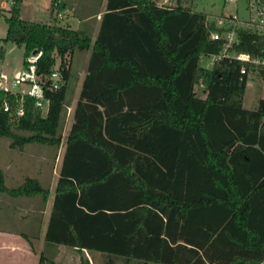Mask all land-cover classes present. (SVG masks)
Wrapping results in <instances>:
<instances>
[{
    "label": "trees",
    "instance_id": "16d2710c",
    "mask_svg": "<svg viewBox=\"0 0 264 264\" xmlns=\"http://www.w3.org/2000/svg\"><path fill=\"white\" fill-rule=\"evenodd\" d=\"M100 1L93 38L23 19L22 0L5 15L3 41L22 46L23 65L40 52L48 101L44 113L0 82V136L10 147L60 145L78 79L72 56L90 50L38 264H63L54 259L60 244L79 253L74 264H91L84 250L98 264H264V98L243 107L249 64L223 56L200 64L220 52L210 34L222 28L192 0ZM238 36L234 50L264 55L263 35ZM0 191L48 193L28 176L9 188L1 172Z\"/></svg>",
    "mask_w": 264,
    "mask_h": 264
},
{
    "label": "rangeland",
    "instance_id": "374dc122",
    "mask_svg": "<svg viewBox=\"0 0 264 264\" xmlns=\"http://www.w3.org/2000/svg\"><path fill=\"white\" fill-rule=\"evenodd\" d=\"M51 1L22 0L20 16L29 21L57 23L61 25L69 24L72 28H78L76 21L72 19V12L62 6V0H59V4H57L58 0L54 1V5H57L54 10L50 8ZM157 2L169 3L173 2V0H157ZM246 2L247 0H192V7L209 14L238 13L244 16ZM101 5H103V2L100 0H76L77 10H75V14L78 15V11L82 13L86 8H91L92 10L99 8L98 11L100 12V9H102ZM95 12L96 10L93 11V17L86 21L89 24L85 28L92 35V38L95 35L97 26L93 22L90 23V21L96 20ZM62 13L65 14V17L61 16L63 15ZM5 15H7V11L0 12V47L4 46L5 48L4 57L0 59V82L3 87L10 88V84L17 71L23 69V48L10 41L4 43L3 37L7 32ZM97 16H100V14H97ZM211 59L212 56H202L200 64L209 66L211 65ZM2 78L5 79L4 84L2 83ZM260 98H264V79H258L249 75L242 98L243 107L252 109L257 107ZM70 120L71 115H68L67 109L64 116L62 133L66 131V125ZM63 137L65 138V136ZM9 141L8 137L0 136V172L5 176V180H9L7 184L15 187L22 183L27 176H32L37 178L43 186L49 187L50 176L53 173L51 172V153L53 152L54 154L57 148L40 143H27L22 147H10ZM45 166L46 171H39V168L45 169ZM58 170L59 168L57 167L55 171L58 172ZM9 173H13L14 177L10 178ZM56 175L54 174L53 180H55ZM83 254L90 260L91 264L99 263L98 253L84 250ZM79 257V253L74 249L63 245L60 246L54 259L63 264H74L79 260Z\"/></svg>",
    "mask_w": 264,
    "mask_h": 264
},
{
    "label": "crops",
    "instance_id": "0c3cea01",
    "mask_svg": "<svg viewBox=\"0 0 264 264\" xmlns=\"http://www.w3.org/2000/svg\"><path fill=\"white\" fill-rule=\"evenodd\" d=\"M62 6L72 12V19L76 21L78 28L82 29H85L89 24V22L86 21L93 17V11L96 10V20L90 21V23L93 22L97 26L95 30L96 35L100 18L97 14H101L103 11L104 2L103 5L100 6L102 7L100 12L98 11L99 8H96L95 10L86 8L82 13L78 11V15L75 14V10H77L76 0H62ZM64 15L65 14L61 16L65 17ZM89 58L90 50L81 52L76 56L74 55V58L72 56V60H74L75 63V71L78 72V79L71 94V100L67 105L68 115H71V120L66 125V131L62 133V141L60 145L58 147L55 146L57 150L54 154L53 152L51 153V172L55 175L57 174L55 180H53L54 174L51 173L48 185L49 187H46L43 186L37 178L33 177L37 179L40 185L48 190L47 197H43L39 193L30 195H11L5 191H0V264H38L41 253H43L46 249L45 233L53 207L57 185L56 178L59 176V170L65 149L66 136L73 120L74 107L78 100ZM22 67H24V65ZM20 70L21 69H19V71ZM255 78L261 79L256 76ZM4 82L5 80L2 78V83L4 84ZM63 136H65V138ZM57 167L59 168L58 172L55 171ZM40 170L46 171V166L45 169L39 168V171ZM9 177H14L13 173H9ZM3 178L4 184L7 187H14L7 184L9 180H5L4 175ZM60 246H63V244L58 245V250L60 249Z\"/></svg>",
    "mask_w": 264,
    "mask_h": 264
},
{
    "label": "built area",
    "instance_id": "2783aa9c",
    "mask_svg": "<svg viewBox=\"0 0 264 264\" xmlns=\"http://www.w3.org/2000/svg\"><path fill=\"white\" fill-rule=\"evenodd\" d=\"M14 2L15 0H0V12L10 9ZM57 4H59V0ZM208 18L222 28V30H215L210 34L212 39L219 40L221 43L220 52L218 54L211 55V61L213 62L214 59L223 56L246 62L251 68V73L254 76L263 79L264 55L237 52L234 50V47L238 42L239 29H246L264 36V2L261 0H247L244 16L239 15L238 13H222L217 15L209 14ZM39 54L40 52H34L29 55L26 59L27 65L16 73L12 83L10 84V88H3L19 96L20 101H22L24 96L34 98L35 106L40 108L45 113L48 109V101L44 96V83L39 79L35 64ZM241 71H246L245 66H242ZM50 78L53 81V87H57L60 73L55 70L51 72ZM2 108L5 111L10 110V105L7 101L3 102ZM15 113L17 115H21L23 113L22 107L18 106L15 109Z\"/></svg>",
    "mask_w": 264,
    "mask_h": 264
},
{
    "label": "water",
    "instance_id": "95a60500",
    "mask_svg": "<svg viewBox=\"0 0 264 264\" xmlns=\"http://www.w3.org/2000/svg\"><path fill=\"white\" fill-rule=\"evenodd\" d=\"M262 2H264V0H261Z\"/></svg>",
    "mask_w": 264,
    "mask_h": 264
}]
</instances>
